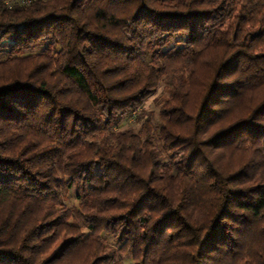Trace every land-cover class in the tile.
I'll list each match as a JSON object with an SVG mask.
<instances>
[{"label": "trees", "instance_id": "1", "mask_svg": "<svg viewBox=\"0 0 264 264\" xmlns=\"http://www.w3.org/2000/svg\"><path fill=\"white\" fill-rule=\"evenodd\" d=\"M122 257L264 264V0H0V264Z\"/></svg>", "mask_w": 264, "mask_h": 264}, {"label": "rangeland", "instance_id": "2", "mask_svg": "<svg viewBox=\"0 0 264 264\" xmlns=\"http://www.w3.org/2000/svg\"><path fill=\"white\" fill-rule=\"evenodd\" d=\"M145 106L148 107V108H153V105H152L151 101L147 102V104ZM94 172L96 174H100L102 172V169L99 168L98 166H95ZM102 237H103V239L106 242H110V238L109 237H107V236H102ZM117 264H130V260H129L128 257H122L120 260H118Z\"/></svg>", "mask_w": 264, "mask_h": 264}]
</instances>
